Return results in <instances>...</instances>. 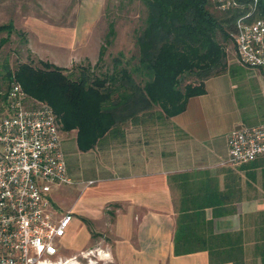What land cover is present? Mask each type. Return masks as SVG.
Instances as JSON below:
<instances>
[{
    "label": "crops",
    "instance_id": "crops-1",
    "mask_svg": "<svg viewBox=\"0 0 264 264\" xmlns=\"http://www.w3.org/2000/svg\"><path fill=\"white\" fill-rule=\"evenodd\" d=\"M235 55L231 71L207 79L172 118L126 123L87 152L78 150L76 133L73 143L61 140L62 154H78L88 183L97 181L76 213L94 219L107 211L115 264H264V159L225 164L230 133L264 123V74L244 67L236 48ZM185 216L195 217L189 229L198 227L208 247L220 249L175 254ZM232 247L241 250L221 254Z\"/></svg>",
    "mask_w": 264,
    "mask_h": 264
},
{
    "label": "trees",
    "instance_id": "trees-1",
    "mask_svg": "<svg viewBox=\"0 0 264 264\" xmlns=\"http://www.w3.org/2000/svg\"><path fill=\"white\" fill-rule=\"evenodd\" d=\"M137 1L145 16L135 36L136 56L127 58L118 52L110 68L99 65L115 37L109 24L97 64L79 68L77 76L48 62H40V67L28 62L11 68L5 60L0 76L6 93L0 101H7L13 84L19 85L25 106L47 105L59 130L75 132L78 150L87 152L126 123L137 126L180 114L189 98L203 93L207 79L231 71L224 44L233 42L236 20L249 10L247 0H238L242 6L228 11H220L213 0ZM255 16L264 18V0H259ZM14 32L11 21L0 25V34H6L0 38V50ZM189 79L193 82L182 88ZM183 219L189 226L178 225L175 254L220 249L208 247L198 227L189 229L195 217ZM213 238L217 239L210 233L209 239ZM201 243L204 246L196 245ZM234 250L241 249L222 248L221 254Z\"/></svg>",
    "mask_w": 264,
    "mask_h": 264
},
{
    "label": "built area",
    "instance_id": "built-area-1",
    "mask_svg": "<svg viewBox=\"0 0 264 264\" xmlns=\"http://www.w3.org/2000/svg\"><path fill=\"white\" fill-rule=\"evenodd\" d=\"M213 1L220 11L242 6L238 0ZM247 1L249 10L237 18L233 42L240 63L264 74V18L255 16L259 0ZM4 108L0 119V264H69L70 260L60 257V241L72 217L66 214L55 219L49 200L55 186L70 184L57 119L47 105L25 106L16 84ZM227 146V165L264 159V123L232 131Z\"/></svg>",
    "mask_w": 264,
    "mask_h": 264
},
{
    "label": "rangeland",
    "instance_id": "rangeland-1",
    "mask_svg": "<svg viewBox=\"0 0 264 264\" xmlns=\"http://www.w3.org/2000/svg\"><path fill=\"white\" fill-rule=\"evenodd\" d=\"M211 12L218 15L215 10ZM144 16L145 9L137 0H0V25L11 21L16 31L0 50V75L3 73L1 65L6 60L11 68L19 63L29 62L40 67V62H48L67 73L75 72L77 76L79 68L97 64L99 50L105 45L109 24H112L115 37L99 64L110 68L112 57L118 52H123L127 58L137 55L135 36ZM83 35L85 38L81 40ZM3 37H6L5 33L0 34V38ZM73 43L74 47H70ZM224 47L228 63L233 62L236 58L234 43L227 42ZM189 82L193 79L184 81L181 87ZM3 85L0 76V96L6 93ZM237 97L243 106L246 99L242 91H237ZM6 102L0 101V119L5 116ZM154 110L159 111V108ZM60 133L63 143H73L75 132L60 130ZM77 155H63L66 168L71 172L70 175L67 173L70 184L55 186L49 194L55 219L66 214L72 217L66 235L60 241V257L70 260L69 264H75V261L115 264L110 254L111 227L107 211L101 210L94 219L76 213L75 206L79 201L85 200L98 186L97 181L88 184L90 174L83 167L85 164L75 158ZM85 185L88 190L84 192ZM89 252L91 254L82 258V254Z\"/></svg>",
    "mask_w": 264,
    "mask_h": 264
}]
</instances>
